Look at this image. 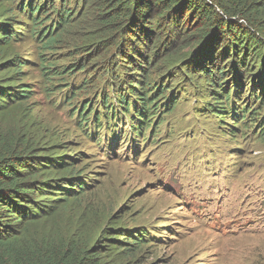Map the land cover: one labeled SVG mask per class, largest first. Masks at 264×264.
<instances>
[{"label":"rangeland","instance_id":"obj_1","mask_svg":"<svg viewBox=\"0 0 264 264\" xmlns=\"http://www.w3.org/2000/svg\"><path fill=\"white\" fill-rule=\"evenodd\" d=\"M64 2L16 0L8 54L24 63L21 76L32 91L24 103L86 183L81 204L88 216H120L143 233L148 242L127 264H264V98L261 88L251 94L257 79L244 74L236 88L232 54L219 59L228 61L222 82L229 84L217 88L222 103L213 104L209 77L185 62L197 35L177 44L163 35L157 50H147L148 65L129 51L139 67L115 43L118 34L108 37L112 26L103 28L114 15L109 8L70 0L74 17L64 26ZM58 33L55 43L46 42ZM170 52L175 57L165 60ZM141 68L148 72L136 90L151 87L144 95L125 89L128 73L143 74ZM122 93L132 95L127 115L118 105ZM108 97L113 119L102 102ZM139 97L156 99L142 121L135 115Z\"/></svg>","mask_w":264,"mask_h":264},{"label":"trees","instance_id":"obj_2","mask_svg":"<svg viewBox=\"0 0 264 264\" xmlns=\"http://www.w3.org/2000/svg\"><path fill=\"white\" fill-rule=\"evenodd\" d=\"M15 1L0 0V56L3 57L0 59V264H127L131 254L147 241L143 233L134 232L120 216L99 219L88 216L89 209L81 204L86 187L83 177L66 161L67 154L57 141L48 137L47 126L38 121L34 111L24 103L32 92L21 76L24 63L19 54H8L15 37ZM64 1L59 15L63 25L68 26L74 15L66 7L70 0ZM90 1L103 3V8H109L108 13H114L109 20L102 21L103 28L112 26L108 37L118 34L115 43L121 44L127 57L139 67H142L141 62L129 51L137 52L148 65L151 54L147 50H157L164 37H169L168 40L171 37L177 44L197 35V44L186 53L185 62L197 69L194 72L209 77L213 104L222 103L223 93L217 88L229 84L228 80L222 82L228 61L216 62L229 54L233 56L230 71L236 76L234 86L242 87V75L253 76L257 80L252 84L251 94H257V89L261 88L260 100H263L264 0ZM19 5L25 7V3ZM59 34L51 35L46 42L55 43ZM175 55L170 52L165 60ZM211 65L216 67L212 70ZM239 67L244 70L241 72ZM106 70L110 72L112 67ZM141 71L144 73H128L127 91L141 94L151 88L144 84L142 91L136 90V83H141L138 76L146 77L148 72L144 68ZM160 89V93H164V88ZM129 97L132 95L124 96L123 93L119 97L122 115L130 113ZM109 99L104 98L102 102L109 118L113 119L116 110ZM154 100L139 97L135 101V115L139 121H142L140 116L146 117L148 105ZM234 114L238 120L236 112ZM138 126L140 131V124ZM138 126H132L134 134ZM72 210L79 213L76 215L74 211L68 221L67 214Z\"/></svg>","mask_w":264,"mask_h":264}]
</instances>
